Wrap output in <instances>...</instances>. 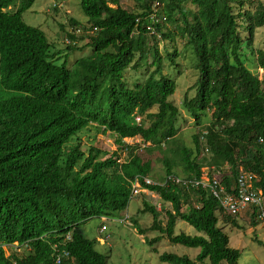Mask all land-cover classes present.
I'll use <instances>...</instances> for the list:
<instances>
[{
    "label": "trees",
    "instance_id": "trees-1",
    "mask_svg": "<svg viewBox=\"0 0 264 264\" xmlns=\"http://www.w3.org/2000/svg\"><path fill=\"white\" fill-rule=\"evenodd\" d=\"M34 1L0 0V244L23 247L6 256L0 246V264H55L53 244L69 255L59 264H107L80 224L91 216L122 217L134 178L148 175L150 161L123 138L140 137L148 152L166 143L172 156L161 158L164 176L197 178L207 167L221 171L225 188L235 190L241 169L257 175L254 186L264 193V50L255 56L261 78L246 66L243 52L264 25L262 2L135 0L126 8L118 0H80L85 22L69 19L80 35L59 24L68 39L59 49L22 19ZM158 12L162 18L151 24V33L146 18ZM177 38L182 50L173 46L169 52L163 45L159 51V39ZM85 48L88 54L70 59ZM188 48L194 94H185L181 105L194 119L192 146L176 143L179 108L169 100L176 83L162 72L165 61L179 69L176 59ZM138 67L152 69L130 87L124 73ZM89 127L114 134L117 146L129 149L127 159L104 157L94 146L81 150L78 134ZM140 183L165 203L162 226L159 212L144 202L152 229L171 243L199 248L194 260L170 253L160 260L238 264L239 252L229 246L218 214L231 224L239 214L224 213L202 188ZM245 217L258 224L252 213ZM177 220L199 234H174Z\"/></svg>",
    "mask_w": 264,
    "mask_h": 264
},
{
    "label": "rangeland",
    "instance_id": "rangeland-1",
    "mask_svg": "<svg viewBox=\"0 0 264 264\" xmlns=\"http://www.w3.org/2000/svg\"><path fill=\"white\" fill-rule=\"evenodd\" d=\"M79 1L35 0L31 7L23 12L22 19L28 25L42 29L48 40L56 48L61 49L68 42L65 32H69L72 29V26L69 25V19L74 18L82 23L86 20L80 9ZM258 1L264 4V0ZM118 3L126 8H132L136 4L135 0H118ZM245 7L252 9L253 6L246 2ZM59 24L64 26L65 32L60 29ZM76 35H80V33ZM84 42L85 40L77 43L81 45ZM163 45L170 52L173 50V46L178 50H182L183 44L179 38L174 43L159 39L158 48L162 54ZM250 46V48H247L244 45V63L254 74L261 78L263 70L255 68V56L258 49L264 50V25L256 29ZM89 51V48H85L82 52H75L70 59L73 60L79 56L86 55ZM183 53L184 55L176 59L177 63L180 64L179 69L168 65V62L165 61L162 72L171 77L176 83L175 92L169 97V100L179 108V116L176 122L178 130L175 137L177 139L176 143L192 146L191 134L195 131L194 119L185 112L181 102L185 94L187 96L194 94V90H189V86L194 81L195 76H193L194 73L191 67L192 54L190 49H183ZM151 69V67H138L137 70L128 68L123 78L126 80L127 85L132 87L137 81L142 82ZM150 111L154 112L156 108H152ZM207 118L209 117L203 118V124H207ZM86 130L78 134L77 141L82 146L81 150L86 151L89 146H94L106 152L104 157L117 154V162H123L127 159L129 149L119 148L115 142L114 134L109 132L102 133L93 127H89ZM123 141L127 145L137 144L140 148H135L134 152L137 151L136 153L141 155L143 160L147 159L150 161L151 168L148 175L145 176L148 182H161L164 177V165L161 158L172 156L170 151L166 152L167 144L165 143L161 148L148 152L146 149L148 144H144L136 137L127 138ZM169 146L173 147V144H169ZM173 158L175 160L174 156ZM224 169L226 170V167ZM144 202L159 212L158 219L161 225L164 226L166 216L160 207L164 206L165 203L155 192L147 190L130 197L128 206L120 212V214H128L127 223L120 221V218H122L120 215L116 218L104 215L103 219L101 216L88 217L80 224L85 236L96 241V250L107 255V264H172L170 260L166 262L160 260L159 255L162 253L176 254L177 256L185 255L194 260L199 248L188 247L180 243H171L163 233L152 229L153 215L144 208ZM245 215L246 213L244 212L237 215L236 224L222 223L223 213L219 212L218 218L220 221L218 224L223 227V231L228 235L229 246L239 252L238 264H264V220H259L258 224L252 226ZM102 225L106 227L105 231H100L99 228ZM180 232L191 236L199 234L185 221L177 220L174 234H179ZM105 235H108V237L104 238ZM158 236L159 240L157 242H149L152 238ZM11 252L20 254L23 252V247L15 245L14 248H8L5 251L6 255Z\"/></svg>",
    "mask_w": 264,
    "mask_h": 264
},
{
    "label": "built area",
    "instance_id": "built-area-1",
    "mask_svg": "<svg viewBox=\"0 0 264 264\" xmlns=\"http://www.w3.org/2000/svg\"><path fill=\"white\" fill-rule=\"evenodd\" d=\"M162 14L160 12L156 14L148 15L146 29L151 33H155L154 27L151 25L154 22L159 21ZM164 19V18H163ZM72 32L75 34L80 33V28H72ZM136 122H139L140 117H135ZM257 179V175L252 172L239 170L236 176L235 190H227L222 183L223 173L219 170L210 172V169L203 167L201 173L197 178H186L173 174H167L164 176L159 185L168 186L174 184L183 187L184 189L202 188L207 191L212 197H214L220 206V209L229 215L236 216L241 212H249L255 216L256 220H264V193L260 188L254 186V181ZM145 184H154L148 182L146 178L142 179ZM141 189L139 179H135L131 187V193L136 194ZM58 262V259H57Z\"/></svg>",
    "mask_w": 264,
    "mask_h": 264
},
{
    "label": "clouds",
    "instance_id": "clouds-1",
    "mask_svg": "<svg viewBox=\"0 0 264 264\" xmlns=\"http://www.w3.org/2000/svg\"><path fill=\"white\" fill-rule=\"evenodd\" d=\"M135 137L138 138V139H140L142 141V139L140 137H138V136H135ZM127 138H123L122 141L124 139H127ZM129 138H134V137H129ZM124 149H127V148H124ZM137 178L139 179V182H140V180L143 179V178H145V177H135L134 180H133V182ZM133 182H132V184H133ZM132 184H131V187H132ZM154 184H158V183H154ZM146 185H153V184H146ZM140 187H141V189H145L147 191H150L146 186L141 185V183H140ZM139 192H141V191H139ZM138 193H136V194H138ZM136 194H132L131 193V190H130V195L129 196L132 197V196H134ZM100 216H101L102 219L104 218V215H100ZM113 218H115V217H113ZM127 218H128V214H123L122 218H120V221H124L125 223H127ZM99 229H100V231H105L106 230V227L104 225H102ZM107 237H108V235H105L104 236V238H107ZM68 239L69 238L67 237L66 240H68ZM15 245H17L16 242H14L12 245H9V244H0V246L4 249V251H6L8 248H14ZM18 247H22V246H18ZM52 249H53V256L52 257L54 258V263L55 264H59L61 262V259L62 258H64V257L66 258L67 256H69L68 253L65 250H60L59 247L57 246V244H53L52 245ZM11 253H13V252H11ZM11 253H9V254H11ZM5 255H6V253H5ZM8 255H6V256H8ZM57 259H58V262H57Z\"/></svg>",
    "mask_w": 264,
    "mask_h": 264
}]
</instances>
